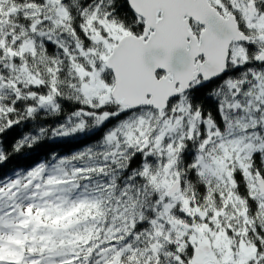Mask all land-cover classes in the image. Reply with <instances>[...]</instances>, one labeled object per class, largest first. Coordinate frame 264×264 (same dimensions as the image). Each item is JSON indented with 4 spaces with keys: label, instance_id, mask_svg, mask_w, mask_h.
I'll list each match as a JSON object with an SVG mask.
<instances>
[{
    "label": "snow or ice",
    "instance_id": "1",
    "mask_svg": "<svg viewBox=\"0 0 264 264\" xmlns=\"http://www.w3.org/2000/svg\"><path fill=\"white\" fill-rule=\"evenodd\" d=\"M0 264H264V0H0Z\"/></svg>",
    "mask_w": 264,
    "mask_h": 264
},
{
    "label": "trees",
    "instance_id": "2",
    "mask_svg": "<svg viewBox=\"0 0 264 264\" xmlns=\"http://www.w3.org/2000/svg\"><path fill=\"white\" fill-rule=\"evenodd\" d=\"M42 123L47 124H53L55 121L53 119H48L45 121H42ZM18 133H13L9 137V143H11V140L14 139ZM75 147H78V145L75 144H58L54 143L53 141H47L43 143L39 148L35 151L29 152L28 150H25V153L21 155L20 158H13L5 168H3L4 172H7L11 170L14 167L18 166H24L27 167L34 163L37 159H43L44 155H46L48 152L52 150H57L62 153L69 152L73 150Z\"/></svg>",
    "mask_w": 264,
    "mask_h": 264
}]
</instances>
